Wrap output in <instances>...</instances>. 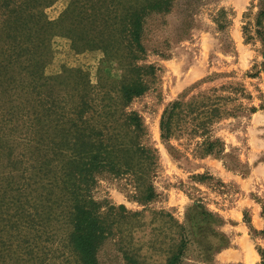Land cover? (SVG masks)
Instances as JSON below:
<instances>
[{
    "label": "rangeland",
    "instance_id": "374dc122",
    "mask_svg": "<svg viewBox=\"0 0 264 264\" xmlns=\"http://www.w3.org/2000/svg\"><path fill=\"white\" fill-rule=\"evenodd\" d=\"M72 1L0 0V264H82L70 239L72 196L50 184L52 115L39 117L37 130L23 127L19 86L29 81L35 28ZM77 1L95 3L99 16L75 27L88 44L75 48L68 34L51 39L43 74L72 73L49 100L64 113L79 102L80 117L69 115L78 130L85 121L87 132L132 155L131 169L99 171L86 186L106 227L97 263L170 264L178 255L175 264H257L264 251V233H255L264 228V0H171L161 11L144 10L148 0ZM135 11L143 12L142 50L130 40ZM132 82L145 90L124 102L122 87ZM67 92L76 96L64 103ZM175 102L166 139L160 120Z\"/></svg>",
    "mask_w": 264,
    "mask_h": 264
},
{
    "label": "trees",
    "instance_id": "16d2710c",
    "mask_svg": "<svg viewBox=\"0 0 264 264\" xmlns=\"http://www.w3.org/2000/svg\"><path fill=\"white\" fill-rule=\"evenodd\" d=\"M56 0H46L47 5H52ZM90 2V0H87ZM92 1V0H91ZM149 4L144 5V10L161 11L170 6L171 0H148ZM95 8V3L91 5L80 4L77 0H73L71 5L59 16L58 19L47 20L44 25H39L35 28L33 48L34 53H31L32 65L31 71L28 72V83H20V91L25 94L23 102L20 105L22 111V126L30 131L34 127L37 130L39 127V117L45 116V112L49 111L52 115L50 119L52 131H48V142L50 145V156L48 161L49 177L51 186L57 187L62 185V190L67 191L72 196V232L71 243L74 249L80 255L82 264H98L96 260V249L100 241L104 238L105 223L99 212V205L86 194V186L88 185L93 174L102 170L118 174L121 171L131 169L130 163L132 155L124 156L122 147L112 144L104 138H99L97 133L88 131L89 125L84 121V128L78 130L77 120L75 117L78 114L79 102L75 105H70L73 112L64 113L61 108L56 106V102H50V98L54 93H59V86L67 83L69 75L72 71H68L66 76H46L43 74V65L51 55L49 43L54 35L68 34L73 46L78 42L88 44L89 39L82 37L75 27H81L83 20L85 25H93L96 18L99 16ZM105 9L101 10L105 14ZM83 13V14H82ZM143 13V12H142ZM142 13L140 11L133 12L130 17V35L131 42L137 48L142 50L140 43V33L142 25ZM82 14V15H81ZM39 20V19H38ZM37 20V22H38ZM89 21V22H88ZM38 25V23H36ZM37 29V30H36ZM43 30L40 33L38 30ZM82 29V28H81ZM46 32V33H45ZM42 34V37H41ZM47 35V36H46ZM93 39H90L92 41ZM75 44V45H74ZM46 45V53L43 58L41 55L42 47ZM76 48V47H75ZM24 79V77H23ZM66 86V85H65ZM45 88L49 89V93L45 94ZM29 89L30 97H26V91ZM75 91V89H72ZM145 90L142 83L132 82L122 87V98L124 102L130 101L133 97L141 95ZM35 93V97L33 94ZM64 103L66 99L75 98L76 94L65 93ZM33 96V97H32ZM57 97V96H54ZM56 100V99H55ZM179 102L173 103L167 107L162 113L160 120V129L162 136L168 139L173 119L177 114ZM60 109V110H59ZM74 114L75 117L69 116ZM78 114V115H77ZM42 117L40 119H44ZM129 124L134 127V130L139 131L142 128L141 121L137 115H132L127 118ZM37 126V127H36ZM257 234L264 233V228L255 231ZM260 261L257 264H264V251L258 249ZM178 255L173 257L170 264H175Z\"/></svg>",
    "mask_w": 264,
    "mask_h": 264
}]
</instances>
